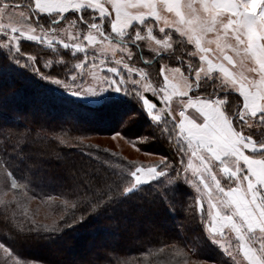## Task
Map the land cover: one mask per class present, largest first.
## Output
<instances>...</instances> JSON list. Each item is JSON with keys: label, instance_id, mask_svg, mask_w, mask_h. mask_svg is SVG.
I'll return each mask as SVG.
<instances>
[{"label": "snow or ice", "instance_id": "6c2138e0", "mask_svg": "<svg viewBox=\"0 0 264 264\" xmlns=\"http://www.w3.org/2000/svg\"><path fill=\"white\" fill-rule=\"evenodd\" d=\"M22 40L59 59L41 63L22 52ZM29 71L94 103H109L113 93L126 97L134 107L121 114L112 138L148 156L156 153L145 148L166 144L171 156L126 159L73 137L81 151L99 153L85 154L105 170L73 171L70 184L55 186L58 196L46 197L59 214L44 219L17 211L35 183L32 166L20 169L0 157V264H58L30 258L31 246L63 245L92 218L123 221L133 206L172 219L183 213L180 241L198 220L203 239L226 255L224 264H264V0H0V79L9 83ZM153 73L162 78L160 87L153 86ZM141 120L147 135L133 130ZM0 136L14 141L16 159H26L17 145L30 130H0ZM105 155L122 163L112 165ZM157 242L160 254L177 248ZM115 251L74 264H114Z\"/></svg>", "mask_w": 264, "mask_h": 264}, {"label": "trees", "instance_id": "16d2710c", "mask_svg": "<svg viewBox=\"0 0 264 264\" xmlns=\"http://www.w3.org/2000/svg\"><path fill=\"white\" fill-rule=\"evenodd\" d=\"M35 47L30 42L22 43V48L30 53H36L38 49ZM40 107L41 109L45 108L44 114L49 115L51 113L53 117L50 119L45 118L43 111L39 109ZM133 107V102L118 101L117 99L101 106L92 107L62 96L55 85L40 79L39 76L33 75L30 71L13 76L9 83H5L0 79V118L7 122L0 125V130L22 132L28 129L31 131V136L27 141L21 139L17 145L18 148L23 147L21 155L26 157L23 160L16 159V153L13 149L14 141H5L0 136V157L12 160L20 169L29 166L33 168L35 183L31 185L32 191L28 192L26 197L21 198V206L17 211L26 209L27 213L36 219L58 215L59 209L57 206L46 200L48 195H59V189L55 186L70 184L72 182V172L81 167H95L101 171L105 170L101 164L88 158L85 154L87 148H84L83 151H81V147L69 148L67 145L59 143L56 135L62 136L68 139L69 143L74 142L73 144L77 145V142L72 139L73 137L98 133V130L90 127V125H101L105 128V131L110 132L114 129L113 126L119 125L121 114ZM67 113H72L75 116L78 125L70 121L60 120V116ZM17 115L20 118L14 119ZM140 122L144 123L145 121L141 120ZM133 130L139 132L136 126ZM105 131L102 130V132ZM158 144L166 153L171 155L166 144ZM11 195L9 193V196ZM194 195L195 192L191 189L188 196L193 197ZM136 213L133 206L123 221H114L110 216L94 217L85 227L71 233L67 242L63 245L34 244L30 248V258L43 257L56 260L58 264H74V262L83 259L78 258L77 245L73 242L78 241L84 244L90 237L92 242L91 240L87 241V244H89L90 250H95V254L105 249H116L112 253L114 264H142L145 260L151 261V264H155L154 260L159 264H187L191 260L212 261L214 256L221 263L227 261L226 255L222 253L218 246L209 244L203 239L201 229L195 226L198 220L193 221L191 229L182 231L183 241L177 238L176 228L178 222L185 219L183 213L175 219L166 217L158 209L142 213V217L157 216L159 222L162 221L161 218L164 216V221H171L172 227L165 228L160 224H156L151 232H146L143 227H139L134 237L127 238L123 235V231H125V227L132 223L129 218L134 217ZM187 215L189 218L193 217L195 215L194 208L189 209ZM99 217L100 219H98ZM140 221L142 225L146 223L143 219ZM89 225L92 227L88 228ZM158 239L170 245L177 244V248H174L171 252L165 249L166 255L160 254L156 251L158 247L162 246L157 242ZM194 247L197 249L194 250ZM146 249H151L152 255L145 257L143 253ZM84 253L86 259L96 256L91 254L93 256L89 257L88 253H91L90 251Z\"/></svg>", "mask_w": 264, "mask_h": 264}, {"label": "rangeland", "instance_id": "374dc122", "mask_svg": "<svg viewBox=\"0 0 264 264\" xmlns=\"http://www.w3.org/2000/svg\"><path fill=\"white\" fill-rule=\"evenodd\" d=\"M14 2L20 3V4H24L26 2V0H14ZM20 10H24V9H20ZM70 18H74V17H70ZM45 27H47V25H45ZM25 42H30V41L22 40L21 43H25ZM30 43L35 45L36 46L35 48L38 49L36 51V53L34 54V53L27 52L23 48H22V52L28 53V54H33V55H38V57L40 58V62L41 63L44 60H54L55 61V60L59 59V57L56 56L54 53H52L50 49H47L46 47L40 46V45H38V44H36L34 42H30ZM57 48L59 49L60 54L63 55L66 60H70L72 64H74L76 62L75 60H71L70 53L67 50L62 49V46L57 45ZM162 63H167L168 66H171V67H175L176 66L174 63L167 62V61H164ZM137 66H143V65L142 64H138ZM159 67H160V65H156L157 69ZM41 71H45V70L42 68ZM153 77H154L153 81H152L153 86L154 87H160L161 84H162V78L159 77V76H156L155 73H153ZM61 78H63V77H61ZM53 85H55V84H53ZM55 86H56V89L59 92V94H61L62 96L68 97V98H70L72 100H76V101L81 102V103H85V104L90 105L92 107H96V106H101L102 105V103H94V102H92V98L85 99L83 97H76V96L72 95L70 92L65 91L62 87H60L58 85H55ZM111 95L113 97L112 100L117 99L118 101H129L126 97H120L119 94L113 93ZM148 95H149V98H153V96H154V94H148ZM32 104H31V106H32ZM36 105H37V103H36ZM176 107H177L176 103L174 102L173 103V108H176ZM39 109L41 111H43V116H45V118H49L50 119V118L53 117L51 113H49V115H47L46 113L44 114V109L45 108L41 109V107H40ZM32 111H33V109H32ZM30 113H32V112H30ZM36 117H38V115H36ZM75 119L76 118H75V116L72 113H67V114H63V115L60 116V120L67 121V122L70 121V122L74 123L75 125H78V123H76L77 121ZM5 123H7V122L0 118V125L1 124H5ZM146 124H145V122L144 123L143 122L142 123L139 122L136 125L137 130H139V132H141L143 135H147L148 134L147 129H148L149 126L146 125ZM118 126L119 125L116 124L113 127L115 129ZM90 127L94 128V129H97L98 133H94L93 135H88V136L87 135H83V136L86 137V140L84 142L85 144H87V143L98 144L101 149H108L109 152H112V151L119 152L120 156H122V157H124L126 159H133L134 158V159H139V160L148 162V161H153V160L159 159V157L161 155H169L168 153H166L165 150H163L161 145H159L158 143L154 144L151 147L145 148L143 150L144 152H155L156 153L155 155H152V156L144 155L143 152H136L134 149H132L130 147V145H128V143L126 141L121 140L119 138L113 139L112 135H111V131L110 132L105 131L104 130L105 128L101 127V125L92 124V125H90ZM102 130L105 131V132H102ZM73 143H69L68 142L67 147H69V148L78 147L77 145H74ZM86 150H87L86 152H92L93 155H99V153H96L94 150H88V148ZM103 158L108 163H110L112 165H119L120 163H122V161L117 160L116 158L110 157V156H107V155H105ZM191 198H192L191 196H188V200H189L190 203H191ZM205 206L207 207V205H205ZM143 217H142V213H138V214L136 213L134 215V217L131 216L129 218V221L132 220V223L129 226L125 227V231H123V235L126 236L127 238L134 237L136 235V231H137V229L139 227H143L146 230V232H151L153 227L156 224H160L162 227H165V228H171L172 227V224H171L172 222L171 221H164L165 220L164 216L161 218V220H162L161 222H159V218L157 216H155V215L143 216ZM98 219H100V217ZM141 219H143V221H146V223L144 225L141 224V221H140ZM91 227L92 226L89 225L88 228H91ZM91 239L92 238L89 237L87 241H90ZM226 239L231 240V242L233 244H235V237L233 235L229 234L228 237H226ZM87 241L84 242V244H81L78 241H74L73 242V244L77 245L78 258L80 260L81 259H83V260L86 259V256H85V253H84L85 251H90L91 252V253H88L89 257L93 256L91 254L97 255V254H95V250H90L89 249V246H88L89 244H87L88 243ZM91 242H92V240H91ZM194 248H195L194 250L197 249L196 247H194ZM238 259H239V257H238ZM168 262H170V260H168ZM154 263L155 264H159V262H156V260H154ZM142 264H144V262H142ZM173 264H175V263H173ZM187 264H224V263H223V261H222V263L219 262L217 257L214 256V259L212 261L211 260H205V261H192L191 260Z\"/></svg>", "mask_w": 264, "mask_h": 264}, {"label": "crops", "instance_id": "0c3cea01", "mask_svg": "<svg viewBox=\"0 0 264 264\" xmlns=\"http://www.w3.org/2000/svg\"><path fill=\"white\" fill-rule=\"evenodd\" d=\"M189 114H191V110H189Z\"/></svg>", "mask_w": 264, "mask_h": 264}]
</instances>
